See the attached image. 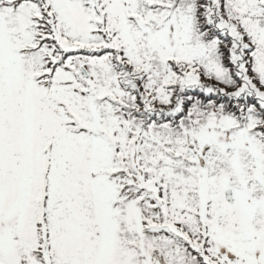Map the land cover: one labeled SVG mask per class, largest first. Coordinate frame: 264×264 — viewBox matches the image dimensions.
Segmentation results:
<instances>
[{"label":"snow or ice","instance_id":"1","mask_svg":"<svg viewBox=\"0 0 264 264\" xmlns=\"http://www.w3.org/2000/svg\"><path fill=\"white\" fill-rule=\"evenodd\" d=\"M0 264H264V0H0Z\"/></svg>","mask_w":264,"mask_h":264}]
</instances>
